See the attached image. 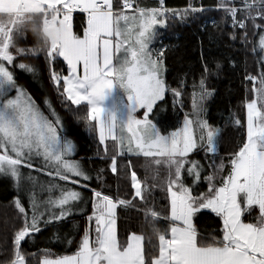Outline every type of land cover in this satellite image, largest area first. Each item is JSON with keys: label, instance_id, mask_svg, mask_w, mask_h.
Instances as JSON below:
<instances>
[{"label": "snow or ice", "instance_id": "obj_1", "mask_svg": "<svg viewBox=\"0 0 264 264\" xmlns=\"http://www.w3.org/2000/svg\"><path fill=\"white\" fill-rule=\"evenodd\" d=\"M209 11L221 13L212 27L244 55L243 64L228 60L243 99L223 125L208 117L216 94L209 79H219L221 62L210 68L198 38L199 80L189 85L184 73L173 87L167 61L177 46L159 40L158 29ZM22 57L43 60L58 103L97 144L89 162L103 167L75 158L48 94L42 108L20 83L17 70L43 86L39 67ZM169 106L175 124L160 118ZM228 127L239 142L222 156ZM0 180L15 193V212L0 223V264H36L37 255L38 264H264V0H188L183 8L166 0H0ZM121 209L143 213L151 231L121 238ZM48 228L50 241L75 250L26 252Z\"/></svg>", "mask_w": 264, "mask_h": 264}, {"label": "trees", "instance_id": "obj_2", "mask_svg": "<svg viewBox=\"0 0 264 264\" xmlns=\"http://www.w3.org/2000/svg\"><path fill=\"white\" fill-rule=\"evenodd\" d=\"M155 0H142V3L147 5H153ZM188 3V0H166V5L170 8H183ZM205 6H214L216 0H203ZM221 13L216 11H209L203 13L199 18L194 20H189L187 23H174L171 24L166 29H158L162 33L159 40L168 45H176L175 55L169 52L168 55V66L169 71L167 73V79L173 87H176V77L187 73V82L189 85L192 84L193 79L199 80V73L203 70L200 64V43L199 40L203 41V52L205 58L209 62V66L215 69V64L217 61L221 62L220 77H210L209 86L216 90V94L212 100L208 102V117L211 122L219 123L223 125L224 119L228 116L229 108L237 109L241 100L243 99V91L240 88V76L238 70H234L228 63L229 58L234 59L238 64H243L244 55L240 51L239 42H231L227 35L219 36L218 30L213 28L211 25L212 20H219ZM76 23L79 24L82 15H76ZM205 25V31H200V25ZM227 29V26H225ZM209 33H212L214 39L209 42ZM199 38V40H198ZM29 39H32V34L29 32ZM26 46V45H21ZM25 63L36 64L39 67L40 73L42 74L43 86L38 87L41 83L40 81L33 82V78L27 74L17 70L20 83L24 84L30 92L34 95L37 103L42 104V98L45 93L48 94L56 110L64 117L66 123L69 126L70 133L76 143L77 153L75 154L76 159H81L83 165L86 168H92L93 170L98 167H103V163L97 159L93 158L89 162L88 157H94V153L97 150V144L93 142L92 138L87 135L83 130V126L77 127L73 123L72 117L60 106L56 99L55 93L52 91L51 86L48 84L47 72L43 60H35L30 57L21 58ZM255 63V58L252 55L248 56L249 67H253ZM230 86V90H229ZM251 87V85H249ZM188 96L185 97V111L190 110V93L192 91L191 87L187 90ZM170 99V97H169ZM182 113L180 118H182ZM161 119H169L172 124L176 123V118L171 112L169 106L165 113L161 114ZM171 130V129H170ZM239 142V136L231 127H228L224 133V143L220 147L221 155H226V152H230ZM202 156V154H200ZM199 158V157H197ZM138 175L143 178L145 173L142 168L139 169ZM107 182L109 184L113 183V175L109 171L107 173ZM95 178L92 181L93 186H95ZM202 189L205 187L201 186ZM130 188V183H129ZM14 191L10 186V182L6 180H0V223H3L5 217H11L15 212V209L9 205ZM90 210V209H89ZM72 220L79 221L81 225L83 224V219L79 216H75ZM71 221L69 222V225ZM69 225H65L64 231H67ZM157 227H166L164 224L157 223ZM216 227L218 231V224L209 227ZM145 233L150 232L151 229L145 222L143 213H137L135 210H129L127 213L121 209L119 218V232L121 238L126 239V233L128 231L136 230L137 234H141V230ZM73 231H75L73 229ZM52 229H43L40 233L35 236V242L31 246H25L26 252H36L38 249L45 247L52 248L54 252L63 253L65 251H74L75 246L61 245L55 241H50V236ZM78 240L79 237L77 236ZM31 264V257H29ZM39 255L36 257V264H38Z\"/></svg>", "mask_w": 264, "mask_h": 264}, {"label": "built area", "instance_id": "obj_3", "mask_svg": "<svg viewBox=\"0 0 264 264\" xmlns=\"http://www.w3.org/2000/svg\"><path fill=\"white\" fill-rule=\"evenodd\" d=\"M80 13H76L75 15H79ZM82 15V14H81Z\"/></svg>", "mask_w": 264, "mask_h": 264}, {"label": "rangeland", "instance_id": "obj_4", "mask_svg": "<svg viewBox=\"0 0 264 264\" xmlns=\"http://www.w3.org/2000/svg\"><path fill=\"white\" fill-rule=\"evenodd\" d=\"M76 153H77V149H76ZM76 153H75V154H76Z\"/></svg>", "mask_w": 264, "mask_h": 264}]
</instances>
